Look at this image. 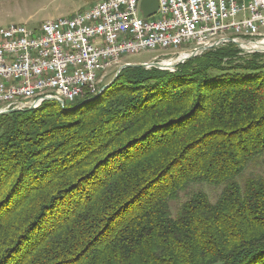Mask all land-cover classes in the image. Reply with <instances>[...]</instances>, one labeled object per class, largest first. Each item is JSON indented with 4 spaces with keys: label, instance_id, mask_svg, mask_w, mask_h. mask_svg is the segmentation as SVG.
<instances>
[{
    "label": "trees",
    "instance_id": "16d2710c",
    "mask_svg": "<svg viewBox=\"0 0 264 264\" xmlns=\"http://www.w3.org/2000/svg\"><path fill=\"white\" fill-rule=\"evenodd\" d=\"M82 99L0 116V264H264V54L129 67Z\"/></svg>",
    "mask_w": 264,
    "mask_h": 264
},
{
    "label": "built area",
    "instance_id": "2783aa9c",
    "mask_svg": "<svg viewBox=\"0 0 264 264\" xmlns=\"http://www.w3.org/2000/svg\"><path fill=\"white\" fill-rule=\"evenodd\" d=\"M157 3L155 20L142 17L140 0H104L36 30L1 29L0 112L28 111L49 100L72 104L97 92L107 64L167 44L179 45L184 55L228 38L264 42V0Z\"/></svg>",
    "mask_w": 264,
    "mask_h": 264
},
{
    "label": "rangeland",
    "instance_id": "374dc122",
    "mask_svg": "<svg viewBox=\"0 0 264 264\" xmlns=\"http://www.w3.org/2000/svg\"><path fill=\"white\" fill-rule=\"evenodd\" d=\"M101 1L104 0H0V29L6 28L10 25H16V26L22 25L29 30H36L45 21L55 20L58 18L72 17L76 13L86 10L91 6H93L94 4ZM157 18L158 17L155 15L151 17V20H155ZM262 32L264 33V28H262ZM174 52H178V53H174ZM179 54H180L179 49L177 50L157 49L135 55L123 56L121 57V59L118 60V62L113 63L107 69L106 77L98 85L96 94L99 93L98 95H100L102 93V92L100 93V91L113 80L117 71L120 69V67L124 65L168 62L169 60L174 59ZM241 55H248V54H243L241 52ZM176 68L174 69L173 73L175 72ZM54 102L58 103L57 101ZM82 102H84V99H79L72 104L66 103V106L69 107L67 109L68 112L73 111V109H75L78 106L76 105L72 107V105ZM30 108H28V110ZM258 164L262 168L264 167V156L258 160ZM199 188L201 189V191L205 192L210 197L212 202H214L216 197H218L220 191L218 190L219 188L209 187L207 185H200L194 187L195 190ZM188 194L189 191L183 192L177 197L176 200H173L169 203V210L172 216H175L177 214L180 206L188 198ZM0 196L3 195L1 194ZM7 197L8 198H6L5 200H3V198L0 199V201L3 200L2 202H0V217H2L3 211L5 210L4 207L7 205L9 196ZM21 201L22 199L18 200L12 208L15 207L17 209L18 207H20ZM3 208L4 210L1 212V209ZM24 209L29 211L32 210L33 204L31 202L28 203ZM21 210L22 209L20 208L19 211Z\"/></svg>",
    "mask_w": 264,
    "mask_h": 264
},
{
    "label": "water",
    "instance_id": "95a60500",
    "mask_svg": "<svg viewBox=\"0 0 264 264\" xmlns=\"http://www.w3.org/2000/svg\"><path fill=\"white\" fill-rule=\"evenodd\" d=\"M157 9H158V3L157 0H140V10L142 13V17L145 19L151 18L153 16L156 15L157 13ZM223 43H230V44H234L243 54H264V49H256L251 45H256V43H249V42H239L233 39H226L224 41H216L213 42L210 45L204 46L200 49H198L197 51H193L189 54H184V55H179L178 57L171 59L168 61L169 66L167 67H162V64L165 62H160V63H150V64H136V65H124L122 67H120V69L117 71V73L115 74L113 80L106 85L101 91L103 92L105 89H107L109 86H111V84L117 79L119 73L121 72V70L125 69V68H144V69H151V68H155L158 70H162V71H169V72H173L174 69L180 65L185 63L188 60H191L193 58H196L198 56H201L204 52L217 48L220 45H222ZM250 48V49H249ZM61 106H63L62 103H60ZM36 108H30L28 111L30 110H34ZM20 110H11V111H6V112H0V116L2 115H7L10 113H14V112H19Z\"/></svg>",
    "mask_w": 264,
    "mask_h": 264
},
{
    "label": "bare ground",
    "instance_id": "6f19581e",
    "mask_svg": "<svg viewBox=\"0 0 264 264\" xmlns=\"http://www.w3.org/2000/svg\"><path fill=\"white\" fill-rule=\"evenodd\" d=\"M0 30H1V29H0ZM251 46H253V47L256 48V49H259V48L264 49V42H262V43H260V44H256V45H251ZM177 49H179V45H174V44H167V46H165V48H163V50H177ZM249 49H250V48H249ZM118 60H119V59H117L116 61H112V64L118 62ZM112 64H107V69H108ZM169 64H170V63L165 62V63L162 64V67H167V66H169ZM96 93H97V92H96ZM96 93H95V94H96ZM95 94H91V96H92V95H95ZM98 94H99V93H98ZM49 101H57L58 103H62V104H64L63 101H61V100H49ZM42 103H44V102L36 103V104H34L33 106H31V107H32V108H38ZM64 105H65V104H64ZM65 106H66V105H65ZM29 108H30V107H29Z\"/></svg>",
    "mask_w": 264,
    "mask_h": 264
}]
</instances>
